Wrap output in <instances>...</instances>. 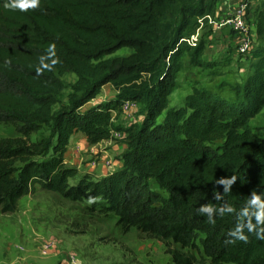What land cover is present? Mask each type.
Returning a JSON list of instances; mask_svg holds the SVG:
<instances>
[{"label":"trees","instance_id":"obj_1","mask_svg":"<svg viewBox=\"0 0 264 264\" xmlns=\"http://www.w3.org/2000/svg\"><path fill=\"white\" fill-rule=\"evenodd\" d=\"M219 2L40 0L21 12L0 0V122L16 132L0 137V212L17 211L39 185L88 201L90 216L117 217L124 232L136 228L172 241L180 248L170 251L175 264H193L183 250L199 246L209 264H264V239L257 235H264V224L251 202L254 192L264 199V126L258 136L249 125L264 110V0L250 33L263 45L253 51L243 83L230 87L233 97L194 86L182 105L169 107L183 57L205 65V42L191 37ZM52 44L57 63L38 72V58ZM123 47L127 54L113 55ZM63 72L76 76L66 102L59 99ZM105 84L115 97L81 110ZM133 101L144 113L125 129L120 168L70 183L77 174L64 161L71 136L80 132L91 144L109 139L112 112ZM42 127L47 135L32 140ZM232 177L230 185L221 182ZM201 206L212 210L202 213ZM241 232L247 241L233 235Z\"/></svg>","mask_w":264,"mask_h":264},{"label":"rangeland","instance_id":"obj_2","mask_svg":"<svg viewBox=\"0 0 264 264\" xmlns=\"http://www.w3.org/2000/svg\"><path fill=\"white\" fill-rule=\"evenodd\" d=\"M242 1L251 33L254 11L260 0ZM236 3L237 0H220L214 16L203 22L191 37L194 42L204 40L206 48L202 59L205 65L194 66L188 62L187 56L183 57L178 86L169 97V107L182 105L184 97L194 86L232 98L234 93L230 87L242 84L252 71V53L263 42L249 34L246 49L240 52L236 29L224 21L221 24L223 19L232 16ZM128 49L123 47L113 55L127 54ZM58 76L64 84L59 99L66 102L76 76L71 72ZM115 94V89L107 84L91 101L94 105L113 99ZM91 103L85 104L81 110L89 108ZM143 113L144 108L139 103H125L119 113L112 112L111 137L95 144L89 143L82 133H74L64 154L65 164L77 169L76 176L69 179L70 183L85 175L96 180L118 170L119 166L105 174L110 165L116 164V159L121 160L127 149L125 129L140 123ZM249 125L255 134L262 136L264 110L253 117ZM47 133V128L42 127L31 134V139L38 140ZM15 135L12 124L0 122V137ZM152 186L156 185L152 183ZM88 203L70 201L36 185L19 200L17 211L0 212V264H175L170 251L180 249L177 244L148 237L136 228L124 232L117 226V217L113 215L86 214L84 207ZM185 251L193 256V264H209L201 246L197 250L184 248Z\"/></svg>","mask_w":264,"mask_h":264},{"label":"clouds","instance_id":"obj_3","mask_svg":"<svg viewBox=\"0 0 264 264\" xmlns=\"http://www.w3.org/2000/svg\"><path fill=\"white\" fill-rule=\"evenodd\" d=\"M40 5V0H3V6L5 8H9L12 10H19L21 12H26L29 8L35 9L39 7ZM39 61V67L37 68V71H41L42 69H48L51 70V68L57 63V59H55V44L50 45L47 54L46 55H41L38 58ZM10 63V61H9ZM235 177H232L227 180H222L221 182L230 185ZM90 202H92L90 200ZM254 204L258 205V212L256 213L257 216V221L258 223L264 224V199H261V195L257 193H253V199L251 201ZM211 206H201L199 209L200 212H210ZM209 223H214V221L209 218L208 220ZM252 231V230H250ZM235 237L241 240L247 241L248 237L245 235L243 232L239 234H233ZM260 238L264 239V235L257 233ZM234 242V241H230Z\"/></svg>","mask_w":264,"mask_h":264},{"label":"built area","instance_id":"obj_4","mask_svg":"<svg viewBox=\"0 0 264 264\" xmlns=\"http://www.w3.org/2000/svg\"><path fill=\"white\" fill-rule=\"evenodd\" d=\"M235 5L236 6L233 7L232 9L233 10L232 16L223 19L221 21V24L224 21L226 22V24H229L236 29L238 43H240L238 46V49L240 52H242V51H245L246 48L244 47H246V45L248 44V37L250 34V29L246 21L245 4L243 3L242 0H237V3ZM253 29H254V26L252 24V30Z\"/></svg>","mask_w":264,"mask_h":264},{"label":"crops","instance_id":"obj_5","mask_svg":"<svg viewBox=\"0 0 264 264\" xmlns=\"http://www.w3.org/2000/svg\"><path fill=\"white\" fill-rule=\"evenodd\" d=\"M107 84H105L104 86H106ZM109 85V84H108ZM98 96V95H97ZM96 96V97H97ZM94 100V99H93ZM90 102H92L91 104L93 105V103H94V101H90ZM127 103H134V102H127ZM116 161V164L113 166V165H110L109 166V169L105 172V174L108 172H110V171H112V170H115V169H117L118 168V166H119V168H120V165H121V160H119V159H116L115 160Z\"/></svg>","mask_w":264,"mask_h":264}]
</instances>
